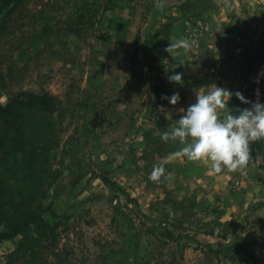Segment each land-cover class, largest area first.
<instances>
[{"label":"rangeland","instance_id":"1","mask_svg":"<svg viewBox=\"0 0 264 264\" xmlns=\"http://www.w3.org/2000/svg\"><path fill=\"white\" fill-rule=\"evenodd\" d=\"M155 4L23 0L0 15V104L55 98L52 112L14 110L0 125V231L35 205L52 211L0 242V264H264V140L244 172L174 159L171 181L148 179L182 147L160 137L198 89L246 81L264 103V0ZM197 17L209 31L169 55ZM175 92V106L161 98Z\"/></svg>","mask_w":264,"mask_h":264},{"label":"clouds","instance_id":"2","mask_svg":"<svg viewBox=\"0 0 264 264\" xmlns=\"http://www.w3.org/2000/svg\"><path fill=\"white\" fill-rule=\"evenodd\" d=\"M165 0H156L155 9L163 12ZM197 41L193 38L180 37L170 41L164 49L169 55L191 53ZM179 64L177 66H181ZM169 82L182 84L183 74L176 73L167 77ZM235 95L241 102L251 107L243 109L239 115H233L228 107ZM195 102L182 113L170 130L161 134V140L179 141L182 145L159 164H154L148 179L154 183L171 181L174 177L166 169V164L174 159H186L190 162L209 160L211 169L221 173L225 169L244 172L252 156V144L264 140V103L246 100L240 92L218 87L212 84L198 89ZM172 106L180 101L179 92L170 98L162 96ZM167 114V110L161 108ZM167 118V115H166Z\"/></svg>","mask_w":264,"mask_h":264},{"label":"trees","instance_id":"3","mask_svg":"<svg viewBox=\"0 0 264 264\" xmlns=\"http://www.w3.org/2000/svg\"><path fill=\"white\" fill-rule=\"evenodd\" d=\"M22 1L23 0H0V15L3 11L11 9ZM261 49L262 47L258 50ZM236 92H240L246 100L252 101L246 81ZM261 100L264 101V79ZM232 101L233 106L230 110L233 115H239L243 109L251 107L250 104L241 102V100H239L235 95H233ZM19 109L52 112L55 110V98L47 93H20L6 104H0V125L4 119L12 113V111ZM14 150L22 151V143L19 142L18 147ZM102 178L105 182L112 184L107 176L102 175ZM45 212L52 213L49 206H42L41 204L35 205L22 219L8 224L4 230L0 231V242L4 240H11L15 236L25 233L33 225H42L44 223L43 213ZM259 248L261 250L264 249V241L259 245Z\"/></svg>","mask_w":264,"mask_h":264},{"label":"built area","instance_id":"4","mask_svg":"<svg viewBox=\"0 0 264 264\" xmlns=\"http://www.w3.org/2000/svg\"><path fill=\"white\" fill-rule=\"evenodd\" d=\"M183 29L186 37L198 40L209 31V24L202 17L191 18L184 21ZM224 30H226V28ZM213 70L214 69L211 68L210 71Z\"/></svg>","mask_w":264,"mask_h":264},{"label":"crops","instance_id":"5","mask_svg":"<svg viewBox=\"0 0 264 264\" xmlns=\"http://www.w3.org/2000/svg\"><path fill=\"white\" fill-rule=\"evenodd\" d=\"M209 45H210V43H209Z\"/></svg>","mask_w":264,"mask_h":264}]
</instances>
